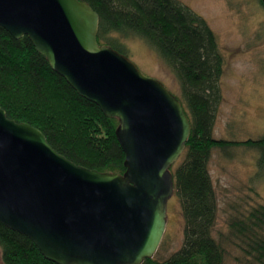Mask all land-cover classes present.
<instances>
[{
    "label": "water",
    "instance_id": "water-1",
    "mask_svg": "<svg viewBox=\"0 0 264 264\" xmlns=\"http://www.w3.org/2000/svg\"><path fill=\"white\" fill-rule=\"evenodd\" d=\"M0 27L26 36L77 95L117 119L125 156L122 174L76 165L0 108V224L55 264L151 259L175 191L170 167L191 130L180 101L97 42L98 15L83 0H0Z\"/></svg>",
    "mask_w": 264,
    "mask_h": 264
},
{
    "label": "trees",
    "instance_id": "trees-1",
    "mask_svg": "<svg viewBox=\"0 0 264 264\" xmlns=\"http://www.w3.org/2000/svg\"><path fill=\"white\" fill-rule=\"evenodd\" d=\"M83 1L98 15L99 44L126 56L120 39L137 37L169 66L180 87V97L174 96L191 125L171 171L183 221L182 244L163 261L151 258L142 264H223L224 250L212 236L217 203L207 169L211 151L229 145L253 148L259 154L256 166L264 171V135L244 141L211 135L223 63L214 33L178 0ZM0 108L7 118L40 130L49 146L72 163L100 172L125 171L124 152L115 136L117 119L77 95L26 36L14 39L1 27ZM230 226L254 264H264V205ZM0 254L3 264H55L26 236L2 224Z\"/></svg>",
    "mask_w": 264,
    "mask_h": 264
},
{
    "label": "rangeland",
    "instance_id": "rangeland-1",
    "mask_svg": "<svg viewBox=\"0 0 264 264\" xmlns=\"http://www.w3.org/2000/svg\"><path fill=\"white\" fill-rule=\"evenodd\" d=\"M201 16L215 35L222 57L220 102L211 129L216 140L244 141L264 135V6L260 0H178ZM138 70L180 97L169 66L137 37L120 39ZM258 151L243 145L213 148L207 164L217 213L212 236L224 250L223 264H254L239 247L231 222L264 205V171ZM177 159L170 167L178 164ZM166 228L153 255L163 261L182 244L183 221L175 191L166 203ZM0 264H3L0 254Z\"/></svg>",
    "mask_w": 264,
    "mask_h": 264
}]
</instances>
